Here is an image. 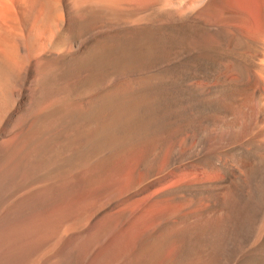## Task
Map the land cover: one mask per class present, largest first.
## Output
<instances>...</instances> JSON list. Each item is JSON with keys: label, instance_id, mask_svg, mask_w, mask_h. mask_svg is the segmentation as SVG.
Instances as JSON below:
<instances>
[{"label": "bare ground", "instance_id": "obj_1", "mask_svg": "<svg viewBox=\"0 0 264 264\" xmlns=\"http://www.w3.org/2000/svg\"><path fill=\"white\" fill-rule=\"evenodd\" d=\"M0 264H264V0H0Z\"/></svg>", "mask_w": 264, "mask_h": 264}]
</instances>
